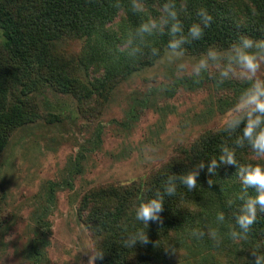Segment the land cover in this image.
<instances>
[{
  "label": "rangeland",
  "instance_id": "obj_1",
  "mask_svg": "<svg viewBox=\"0 0 264 264\" xmlns=\"http://www.w3.org/2000/svg\"><path fill=\"white\" fill-rule=\"evenodd\" d=\"M213 1L243 17L236 2ZM168 2L143 0L142 13L160 24L168 19L163 11ZM174 3L178 17L194 11L190 2ZM137 29L120 13L108 25L107 39H60L38 64L36 78L8 92L11 100L22 97L31 121L14 131L0 155V264H97L96 242L81 215L83 196L100 185L143 184L201 134L232 117L231 108L221 111L219 104L234 94L228 81L244 80L218 82L229 49H215L221 59L209 61L207 76L192 73L206 52L172 56L168 47L152 64L115 69L116 49H142L146 60L147 45L160 32L141 37ZM60 74L70 80L68 91L61 88ZM259 75L264 78V65ZM215 220L186 231L183 239L175 237L181 260L173 264L253 261L247 240L233 241L231 230ZM41 236L47 244L34 256Z\"/></svg>",
  "mask_w": 264,
  "mask_h": 264
},
{
  "label": "trees",
  "instance_id": "obj_2",
  "mask_svg": "<svg viewBox=\"0 0 264 264\" xmlns=\"http://www.w3.org/2000/svg\"><path fill=\"white\" fill-rule=\"evenodd\" d=\"M185 1L193 4L190 11H194L189 16L178 17L184 29L183 35H187L193 23L200 22L198 12L202 8L212 15L213 21L210 27L204 29L201 39L193 41L189 38L190 42L182 45L181 51L204 53L209 48L230 49L240 43L242 36L253 40L264 39V0H231L236 2L235 6L243 17L236 13L237 10L233 12L234 9L226 12L222 4L213 0H200L198 6L195 0ZM132 3L133 0H0V155L14 131L31 121L22 97L11 100L7 96L10 89H15L17 82L30 84L36 78L34 72L38 64L46 60L53 44L60 39L91 38L96 35L107 39V27L120 13H124L128 24L139 27L149 18L142 11H134ZM168 23L159 32L158 38L153 37L147 45L146 60L142 57V49L134 55L131 54L133 46L124 51L116 49V54L112 56L117 58L113 64L115 69L127 68V63H154L160 51L173 39L169 31L173 21L169 20ZM180 35L178 33L177 37ZM153 49L157 50L156 55ZM127 72L125 70L121 74L125 76ZM60 81L62 90L68 91L70 80L60 74ZM226 86L234 94L219 104L221 111L235 105L248 82L228 81ZM23 95L27 97L28 93L25 91ZM240 135V129L226 130V124L209 129L153 172L143 184L100 185L86 193L80 209L95 239L96 255L103 254L102 258L96 257L97 264L178 263L181 256L177 260L179 246L175 237L182 236L183 239L186 231L194 230L197 226L200 228V223L216 221L218 212L224 213L221 225L239 232L235 216L241 203L238 196L242 194V184L237 165L264 164V160H256L247 142L243 147L236 144ZM224 146L236 152L237 165L220 163L215 174L209 173L208 165L212 159H219ZM201 162L204 167L199 169L196 188L189 190L181 184L179 177L195 170ZM172 176L176 177L173 180L176 192L168 196L164 194V187ZM209 179L213 182L211 186L207 183ZM158 191L164 194L160 213L162 223L150 221L146 227L135 219V208L141 202L154 198ZM249 191L255 194L253 190ZM138 231L146 232L149 242H137L133 248L125 247L124 241ZM245 240L257 255H264V213L258 212L257 222ZM39 242L35 245L34 256L42 255L40 249L47 244L43 236ZM172 249H175L174 253Z\"/></svg>",
  "mask_w": 264,
  "mask_h": 264
},
{
  "label": "clouds",
  "instance_id": "obj_3",
  "mask_svg": "<svg viewBox=\"0 0 264 264\" xmlns=\"http://www.w3.org/2000/svg\"><path fill=\"white\" fill-rule=\"evenodd\" d=\"M132 8L134 11L144 10L141 0H133ZM163 11L166 13L168 19L173 21L169 30L173 39L169 40L167 45L172 56H182L183 52L179 51L182 45L189 43L190 40L201 39L204 35V29L210 27L213 21L212 15L206 9H200L198 12L200 22L193 23L185 36L183 35V26L178 19L174 0L165 3ZM168 19H163L160 24L156 20H148L139 25L137 34L142 37L144 34L152 35L157 30L162 32L163 25L168 23ZM178 33L181 34L179 37H177ZM129 43L131 44V41ZM138 51H140L139 48H134L131 54L134 55ZM153 54H157L156 49H153ZM220 59L221 54L215 49L209 48L206 54L201 56L192 66V73L196 77H200L209 70V61H219ZM226 59V64L219 69V82L223 83L225 80L232 78H239L248 82V86L244 88L238 101L229 110L233 115L226 120V130L235 131L240 129L241 135L237 138L236 144L243 147L245 142H247L255 154L256 160H264V78H261L259 75L262 65H264V39L253 40L246 36L240 37V43L234 44L228 50ZM220 163L237 165L236 152L228 146L222 147L219 159H212L208 165V172L215 174ZM203 167L204 163L201 162L196 166L195 170L181 175L179 177L181 184L185 185L189 190H194L197 185L199 169ZM237 168V174L242 184V194L238 196L241 203L238 208V214L235 216V224L240 231L232 229L228 233L230 239L233 241L247 239L252 226L257 222L258 212L264 213V164L250 163L247 165H237ZM175 179V176L169 177L164 187V194L168 196L175 194L176 185L173 183ZM207 183L209 186L213 184L211 179ZM250 189L255 194L250 193ZM164 194L158 191L154 198L141 202L135 208V219L146 227L150 221L162 223L160 213L163 210ZM216 218L219 221H223L224 213L218 212ZM193 235L202 236L203 233L194 232ZM210 236L216 245L219 246L220 240L217 239V233L211 232ZM137 242L141 244L149 242L146 232L138 231L129 235L124 241V246L133 248ZM172 252L174 253L175 249H172ZM252 255L255 257V260L249 262V264H264V255H257L255 252ZM96 257L102 258L103 254L96 255L92 259L94 260Z\"/></svg>",
  "mask_w": 264,
  "mask_h": 264
}]
</instances>
